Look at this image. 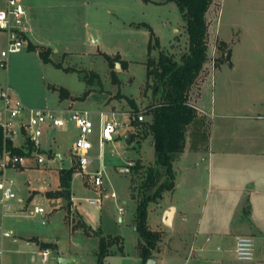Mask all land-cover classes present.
Listing matches in <instances>:
<instances>
[{
  "label": "rangeland",
  "instance_id": "obj_1",
  "mask_svg": "<svg viewBox=\"0 0 264 264\" xmlns=\"http://www.w3.org/2000/svg\"><path fill=\"white\" fill-rule=\"evenodd\" d=\"M23 2L29 11L32 12L33 8L37 14V27L33 24L37 34L35 45L46 51L51 47L53 59V62H44L38 50L29 49V43H33L30 41L20 52L10 54L7 67H0L1 83H8L26 107L57 108L71 102L93 111L91 117L97 125L96 112L101 109L116 110L122 117L127 116L123 112L145 111L154 99L153 90L146 85L151 32L137 24H149L160 41V47L177 58L188 50L186 22L173 1ZM2 3L0 0V7ZM207 20L209 60L192 86L190 96L207 115L199 116L200 120L204 119L199 133L196 125L191 127L185 151L175 160V189L164 194L160 200L162 206L155 202L149 205L148 224L153 229L163 225V208L171 202L179 208L176 229L187 226L191 232L201 215L224 223L226 207L222 209L220 203L229 201L227 197H232L233 193L214 188L209 182L210 174L222 187L247 191L248 196L243 200L246 204L237 211L235 223L246 219V208L253 202L264 226V195L250 196L249 190L252 189L248 188L253 181L257 188L264 186V0H215ZM5 47L6 36L0 32V56ZM228 52L231 53L230 60ZM158 53L157 48L152 54L158 56ZM106 55H119L121 59L114 58L110 64ZM54 62L62 64V67H57ZM112 73L118 82L113 81ZM61 88L67 89L70 97L62 98ZM87 90L90 93L86 99L78 98ZM126 97L132 98L136 105ZM138 129L133 124L129 128L131 135L134 134L130 143L124 136L106 143L103 160L96 158L89 168L92 172L102 165L104 167L103 187L106 191L101 206L89 202V198L97 195L88 174L74 171L72 190L83 218L95 229L100 228L104 235L123 238V251L118 245H113V252L104 264L140 262L137 250L140 238L136 229L138 202L131 192L139 174L135 177L133 169L139 162L144 165L152 163L156 156L151 138ZM77 133L73 123L64 128L44 126L40 152L47 159L52 154L61 153L59 161L72 159L75 162L72 146ZM92 141L91 155L97 157V132ZM23 147L26 148L27 143H23ZM126 168L128 170L123 171ZM40 169L8 167L0 173V180L3 176L14 180L17 195L8 201L10 207L5 212L0 203V247L4 248L0 263L42 264L38 245L44 240L52 245L46 247L51 249L46 264H59L60 256H72L69 258L77 260L74 264H98V237L88 238L81 230L72 232L66 218L68 206L64 197V206L59 207H53L51 200L39 192L29 200L31 193L41 186L48 189L58 186L57 169ZM189 178L190 182L186 184L184 179ZM112 191L117 193L116 198L110 196ZM20 196L25 200L23 204L18 202ZM71 203L74 205L73 196ZM36 204L45 208V216L33 212ZM120 207H123V213ZM183 212L187 219L182 218ZM2 231H11L12 236H3ZM177 234L172 239H179ZM251 236L255 243L256 261L260 254H264V235L257 232ZM34 255L37 256L36 261L33 260ZM260 264H264V260Z\"/></svg>",
  "mask_w": 264,
  "mask_h": 264
},
{
  "label": "trees",
  "instance_id": "obj_2",
  "mask_svg": "<svg viewBox=\"0 0 264 264\" xmlns=\"http://www.w3.org/2000/svg\"><path fill=\"white\" fill-rule=\"evenodd\" d=\"M145 2L166 3L175 2L186 22L189 46L188 50L177 58L173 53L160 47V41L155 35L152 27L147 23L137 24L138 27L145 26L151 32L148 48L147 65V88L153 90L154 99L145 111V121H133L132 124L143 131L151 138V143L155 151V160L148 165L136 163L133 171L139 174V178L134 180L132 196L137 200L136 229L139 234L138 255L142 259V264H146L148 259L155 257V251L163 239V233L153 230L148 224V208L152 202L158 203L166 192L173 191L176 187V172L174 169L175 160L183 153L186 147L187 136L193 125H196L197 133L200 132L204 119L203 116L191 103L192 86L201 76L205 65L209 60V23L207 14L213 6L215 0H143ZM224 44V43H223ZM50 48V47H49ZM159 49L158 56L152 53ZM30 50H38L44 62H53L51 48L43 50L42 47L29 43ZM230 52L227 53L230 60ZM109 63L113 64L114 58L106 55ZM231 63V62H230ZM57 67L62 64L55 63ZM232 64V63H231ZM70 70V68H65ZM113 81L119 79L112 73ZM88 76H86L87 79ZM93 76L88 78L92 80ZM90 91L87 90L80 99H86ZM62 98L70 97L67 89L61 88ZM121 97L124 95L119 94ZM132 105L135 101L126 97ZM196 104V103H195ZM200 123V125H199ZM201 126V127H200ZM138 134V133H137ZM134 134H132V139ZM31 143L32 146H29ZM9 148L16 153H29L35 147L32 142L27 141V147H15L12 141L7 142ZM4 149V134L0 127V154ZM75 168L73 166L60 170L61 188L58 191L48 193L50 196L64 197L67 200L68 216H71L72 199V179ZM54 194V195H53ZM73 228L82 227L84 234L98 237V249L96 251L98 264H104L106 258L113 252L111 247L118 245L123 251V238L121 236L104 235L101 230H94L81 219L73 217ZM43 248L51 247V243L42 242Z\"/></svg>",
  "mask_w": 264,
  "mask_h": 264
},
{
  "label": "built area",
  "instance_id": "obj_3",
  "mask_svg": "<svg viewBox=\"0 0 264 264\" xmlns=\"http://www.w3.org/2000/svg\"><path fill=\"white\" fill-rule=\"evenodd\" d=\"M2 2L4 5L0 7V32L6 36V47L1 51L0 67H7L10 54L20 52L30 42L31 26L23 0H2ZM0 103V127L4 134V149L0 154V172L4 173L8 167H26L32 160H38L39 163L44 162L45 156L39 153L44 126L64 128L73 123L78 130L72 146L76 161L73 162L70 159V163L78 173L88 174L90 185L97 195L89 198V202L97 206L102 205L103 193L106 191V188L103 187L104 167L102 165L99 169L90 172V166L96 158L103 160L106 143L113 142L130 133L129 128L133 121L142 122L146 119V110L134 114L123 112L127 116L122 117L121 113L116 110L101 109L96 112L98 115L97 125L91 117L93 111L72 104L57 108L26 107L8 83L0 84ZM191 105L202 115H207V112L197 104L191 103ZM96 132L99 146L97 157L91 155L94 148L92 136ZM28 140L33 143L35 149L24 154L13 152L7 144L8 141H12L15 147H23V143H27ZM0 191V203L5 212L10 207L8 201L17 196L14 191V180L3 176L0 180ZM110 196L116 198L117 193L112 191ZM33 212L43 215L46 213L45 208L37 204L34 206ZM120 212H124L123 207H120ZM1 233L5 237L12 236L11 231H2ZM207 240L210 238L208 237ZM194 250L193 245L190 253L192 254ZM234 251L238 260L254 261L256 248L253 237L247 234H237ZM50 254L51 249L49 248L39 251L42 264L49 261ZM3 255L4 248L0 247V259L3 258Z\"/></svg>",
  "mask_w": 264,
  "mask_h": 264
},
{
  "label": "crops",
  "instance_id": "obj_4",
  "mask_svg": "<svg viewBox=\"0 0 264 264\" xmlns=\"http://www.w3.org/2000/svg\"><path fill=\"white\" fill-rule=\"evenodd\" d=\"M3 5L4 3H2V6ZM26 9L29 17V23L31 26L30 41H32L34 44H37V41H35V39H37V34L33 29L34 27L33 24L37 27V22H38L37 14L35 13L33 8H32L33 10L32 12L29 11L27 6ZM0 84H2L1 81ZM69 104H71V102L66 105ZM193 147L194 146L191 145V149H193ZM196 149H200V148H196ZM39 153L45 156L44 153L40 152V148H39ZM198 154L201 155V152L199 151ZM61 156H62L61 153L55 155L52 154L50 156V159H47L45 156L46 159L42 163H39L38 160H32L27 164L26 167H33L39 169L42 168L40 169L42 171L55 170V169L59 171V183L57 188L48 189L46 188V186H41V188L34 190L33 193H31L29 200L32 197H34L36 193L39 192L42 193L43 196H46L48 199L51 200V204L53 205V207L64 206V203L62 202V197L50 196L48 194L51 192L58 191L61 188L60 169L63 168V166L68 165V163H69V167L72 166L70 163V159H62L61 161H59L58 158ZM48 160L51 161V164L50 163L48 164ZM184 182L187 184V182H190V178L188 180L184 179ZM209 182L212 186H214V188H216L219 191H227L228 193L230 192L233 193L231 195L232 197H227L229 201L220 203L222 204V209H224L223 207H226V212H225L226 214H224L225 221L223 220L224 223H220L219 221L216 222L210 217L206 219L204 216L201 215L199 216L197 223H195L196 226L195 227L193 226V230H191V232L187 226H180L179 229H176L175 221L179 208L177 205H175L172 202L168 203L163 208L162 211L163 225L160 228H156V229L151 228L153 230H158L163 233V239L160 241L159 247L155 251L154 258L156 259L157 264H244V263H240L235 255V251H234L235 236L237 234L253 235L257 232L264 235L262 216L260 213L256 212L255 204L253 202L251 205L248 206V208H246V213L248 215L246 219L245 220L241 219L240 222L238 221L237 223H235V215L237 211L240 210L242 205L245 206L246 204L243 203L244 198L248 196L246 190L242 188L222 187V184L218 180L217 181L214 180L212 174H210ZM248 188L252 189L249 190L250 196L254 194L264 195V186L257 188L254 181L253 183L249 184ZM72 196L74 199V205L71 204L70 207L72 214L71 216H68V213L66 214V218L70 222L72 232L74 233L80 230L83 231L82 227H78L76 229L73 228V223H72L73 215L77 219H81L92 229L97 230L83 218V215L79 211L78 206L76 204L73 190H72ZM18 202L23 204L25 200L23 197L20 196L18 197ZM157 204L159 206L163 205L161 201H159ZM66 208L68 211L69 208L68 207ZM169 211H171V215H168ZM74 213H76L77 215H75ZM233 214H234V219L232 218ZM43 216H45V214ZM182 218L187 219V217L185 216V212H183ZM99 230L101 229L99 228ZM176 234L179 239H172V237ZM86 237L92 238L94 236L86 235ZM208 237L210 238V240H207ZM17 241L18 240L15 239V242ZM42 242H46V241L43 240ZM193 245L195 247V250L193 252V255L190 257L191 255L190 251ZM38 246L40 247V249L38 250L39 253V251L43 249V247L41 246V243ZM68 257H72V256H68ZM36 259L37 256L34 255L33 260L36 261ZM263 260H264V254L262 253L260 254V256L257 257V260L251 264H260L262 263ZM139 264H142L141 258Z\"/></svg>",
  "mask_w": 264,
  "mask_h": 264
},
{
  "label": "water",
  "instance_id": "obj_5",
  "mask_svg": "<svg viewBox=\"0 0 264 264\" xmlns=\"http://www.w3.org/2000/svg\"><path fill=\"white\" fill-rule=\"evenodd\" d=\"M125 138H126L127 143H130L132 141V135H131V133H127L126 136H125ZM63 167L64 168L69 167V163H68V165H65ZM125 170H128V169L127 168L126 169H123V171H125ZM168 215H171V211L168 212ZM58 263L59 264H74V263H76V259L69 258V257H64V256H60L58 258ZM146 264H157V261H156L155 258H150V259H148V261L146 262Z\"/></svg>",
  "mask_w": 264,
  "mask_h": 264
}]
</instances>
